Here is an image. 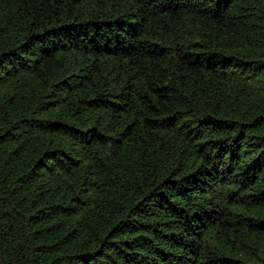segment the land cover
Wrapping results in <instances>:
<instances>
[{"label":"trees","instance_id":"1","mask_svg":"<svg viewBox=\"0 0 264 264\" xmlns=\"http://www.w3.org/2000/svg\"><path fill=\"white\" fill-rule=\"evenodd\" d=\"M0 264H264V0H0Z\"/></svg>","mask_w":264,"mask_h":264}]
</instances>
